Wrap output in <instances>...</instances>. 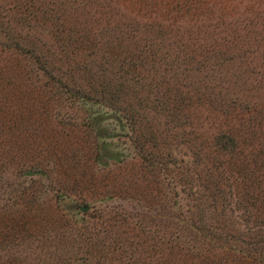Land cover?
Returning <instances> with one entry per match:
<instances>
[{"label": "trees", "instance_id": "obj_1", "mask_svg": "<svg viewBox=\"0 0 264 264\" xmlns=\"http://www.w3.org/2000/svg\"><path fill=\"white\" fill-rule=\"evenodd\" d=\"M21 7L28 12L33 9L31 4L25 7L15 3L4 12L10 13ZM29 15L32 18L12 22L10 18L0 15V179L11 175L32 183L23 187L18 195L16 204L23 207L19 217L0 214L5 224L15 219L20 225L13 232L17 226L7 229L2 224L0 230H7V234L2 235L32 233L54 219L65 222L68 232H72L73 228L89 226L94 220L93 216L83 214L82 208L105 212L102 203H106V200L102 196L107 193L106 187L97 184L98 180L91 181L78 175L77 170L71 167L82 163L84 159H77L80 155L90 158L91 165L97 167V174L108 166L126 167L128 159L125 151L118 146L125 140L132 145L135 159L139 161L134 165L138 170L135 173L146 174V171L143 172L145 166L151 172H167L168 166L178 165L172 152L178 155L179 147L189 144L192 152L199 146L197 156L203 155L205 159L197 165H184L185 161H180L179 165L184 166L179 167L196 166L205 171L210 184L215 183H212L213 193L210 195L212 203L206 209L211 214L210 219L209 215L206 220L203 219L195 204H184L178 196L173 206L168 204L169 200H164L163 206H166L164 210L179 211L176 223L171 214H167L165 221L161 220L165 224L160 230L158 227H144L142 223L146 216H137V222L142 225L137 230L140 238L150 242L153 251L157 248L159 251L162 245H168L165 233L173 235L170 227L175 226V231L180 232L175 239L185 244L176 264H264V214L260 212L263 215L260 219L259 214L251 215L253 211L238 202L230 190L224 197L216 186L227 181V177L217 174L219 170H227L242 184L250 182L255 195L264 198V166L251 169V160L257 157L256 154L251 157V152L255 151L256 146L249 145L238 152L232 136H228V143L218 145L216 151L227 157L228 161L221 158L223 161L217 162L208 159L210 155L205 152L206 146L202 148L201 144H197L201 141L199 136L192 140L188 137L191 135L193 138V133L184 131L192 125L190 121L187 122L189 116L186 112L200 111L203 107L199 98L192 102L191 91L192 86L197 84L203 92L206 85L204 80L201 84L195 83L196 79L192 77H202L207 72L204 65L207 54L199 57L203 61L192 64L195 57L185 54L180 41L173 40L174 33L161 29L158 23L153 24L150 19L146 24L143 22L145 16L141 15L138 17L141 22L135 21V24L142 29V33L134 29L130 32L126 27L124 33L116 35L119 30L106 29L102 35H96L98 38L92 34L82 36L81 28H73L72 31L62 22L56 32L53 30L55 33L46 35L52 42L51 46H47L39 37L33 40L32 37L23 38L20 34L22 30L13 25L16 22L22 26L24 22L29 30L31 24L40 21L36 13L30 12ZM46 19L41 26L48 28L51 21ZM64 32L68 33L66 38L61 36ZM187 40L190 41V38ZM38 43L42 44L43 49L38 47ZM180 59L183 62H177ZM182 76L188 77L190 82L182 81ZM53 103L76 111L75 122L77 119L83 122L77 124L74 119L70 126L68 122L72 121L67 116L68 112L59 111L62 108L46 117L40 114L39 109ZM233 104L236 108L238 104L243 107L241 100ZM253 106L257 108L255 104ZM253 112L254 109H246L245 115L251 116ZM161 128L165 131L164 138ZM161 146L171 151L168 153L170 162H162L159 155L150 151L154 149L159 152ZM23 158L26 160L20 161ZM42 159L51 163L44 164ZM55 175L62 176L75 186L70 189L68 182L66 188L58 186ZM35 180L43 182V191L34 189ZM171 184L167 182L168 186ZM75 187L77 192L72 191L77 190ZM181 192L185 193V188ZM239 210L243 218L237 217ZM81 213L83 217L77 219ZM152 213L154 215H150V218L155 221L162 217L161 211L153 210ZM234 217H237L236 220ZM250 224L255 229L246 230ZM162 230L164 235L160 233ZM74 235V240H80L76 246L79 253L76 252L71 260L69 256L68 261L94 264V254L98 257L100 254L94 243L95 238L79 230ZM3 244L8 245V241ZM138 246V243L130 242L127 250H123L130 264H142L140 256L137 258ZM102 254L103 262L100 264L109 258L107 254Z\"/></svg>", "mask_w": 264, "mask_h": 264}, {"label": "rangeland", "instance_id": "obj_2", "mask_svg": "<svg viewBox=\"0 0 264 264\" xmlns=\"http://www.w3.org/2000/svg\"><path fill=\"white\" fill-rule=\"evenodd\" d=\"M15 3L25 5V7L31 4L33 9L30 12L36 13L40 21H37L35 25L31 24L29 30L24 22L22 26H18L16 22L13 25L18 30H22L20 34L23 38L32 37L33 40L39 37L47 46H51L52 42L46 35L50 32L55 33L62 22L72 31L73 28H81L82 34L80 35L82 36L91 34L96 36L99 33L102 35L106 29L119 30L115 33L117 35L124 33L126 27H129L130 32L134 29L142 33V29L135 24V21L141 22L138 18L141 15L145 16L143 22L146 24L150 19L153 24L158 23L161 29L171 34L174 33L173 40L180 41L184 47L181 46L182 50H186L185 54L195 57L192 64L203 61L199 57L206 53L207 58L204 65L207 67V72L202 77H192L198 84L204 80L205 91L202 92L197 84L192 86L191 91L192 102L195 103L199 98L200 106L203 107L200 111L186 112L189 116L187 122L190 121L192 125L191 128L184 129L185 133H193V138L191 135L188 137L192 140L195 136H199L201 141L197 144H201L202 148L206 146L205 152L210 155L208 159H214L217 162L222 160L221 158L228 161L227 157L216 152L218 145L228 143V136H232L238 152L254 144L256 148L251 152V157H255V154L257 157L251 160L253 162L251 169L264 166V145H262L264 133L261 134L264 131V0H0V15L10 18L11 22L12 20L22 21L26 17L32 18L29 15L30 12L23 7L10 13L4 12V9H11ZM45 17L51 21L48 28L41 26L44 21H47ZM167 27L171 29H166ZM66 34L68 33L64 32L61 35L62 38H66ZM187 38H190V41ZM37 45L43 49L41 43ZM182 60H177V62H183ZM211 68L213 71H210ZM181 78L182 81L190 82L188 77L182 76ZM236 100H239V103L241 100L243 107H240V104L237 108L233 107ZM47 101L52 102L49 99ZM254 104L257 108H254ZM58 105L53 103L52 106L39 109V112L46 117L62 108L59 111L68 112L67 116L72 121L68 124L71 126L77 112L61 104ZM250 108L255 112L251 116L245 115L246 109L248 111ZM82 122L77 119L75 123L81 124ZM163 132L165 131L161 128L162 138L165 137ZM118 146L125 151V157L128 159L126 167L108 166L107 169L97 174V167L91 165L90 158L81 155L77 159H84L82 163L71 165L77 170L78 175L89 178L91 181L98 180L97 184L106 187L107 193L102 196L106 200V203H102L105 212L100 213L98 210L89 208L86 214L93 216L94 220L89 223V226L73 228L72 232H68L65 222L57 219L28 234L23 232L18 235L4 236L2 234H7V230L6 232L0 230V236H4L0 238V264H74L68 261V257L70 256L71 260L76 252L79 253L76 246L80 240H74L76 237L74 233L78 230L88 233L96 240L94 243L100 250V254L99 257L94 254L96 257L94 264L103 262L102 253L109 257L104 264H130V260L124 257L126 254L123 252L127 250L130 242L138 243L137 258L140 256L142 264H176L178 257L184 252L185 245L181 240L175 239L180 232L175 231V226L170 227L173 235L169 236L170 234L165 233L168 245H162L159 251L157 248L155 250L157 253H155L152 244L145 239L142 240L139 236L137 230L142 225L137 222V216H146L142 223L144 227H158L160 230L165 224L161 220L165 221L167 214H171L173 222L176 223L175 218L178 217L179 211L164 210L166 206H163L165 205L164 200H169L168 204L173 206L179 196L182 203L195 204L201 211L203 219L206 220L209 215L206 209L212 203L210 198L213 193L212 183L214 185L215 183L210 184L205 171H201L196 166L179 167L187 164L197 165L200 160L204 161L205 156H197L199 146L192 152L191 146L184 144V147H179L178 155L172 152L178 165L175 163L176 166H168L167 172L159 170L151 172L150 168L145 166L143 172L146 171V174H141L135 173L138 170L134 168V165H137L139 161L135 159L136 154L133 152L132 145L122 140ZM150 151L159 155V160L162 162H170L168 153L171 151L168 148L161 146L159 152L154 149ZM24 160L26 159L23 158L20 161ZM42 161L44 164L51 163L47 159H42ZM180 161H185V164L179 165ZM219 172L217 174L227 177L226 183L216 184L224 197L230 190L238 202L253 211L251 215L259 214L257 215L259 219L262 218L264 198L255 195L256 191L252 189L251 183L242 184L235 180L227 170H219ZM61 177L55 175L54 179L57 178L58 186L66 188L67 182H70L68 180L66 182V179ZM167 182L172 184L168 186ZM232 182H234L233 185ZM28 185H32L31 181L29 183L28 180L17 176L8 175L6 179H0L1 215L20 216L23 207L16 204L19 200L18 195L23 187ZM73 186L75 184L68 185L70 189ZM33 187L36 191L44 190L43 182L40 180H35ZM183 188H185L184 195L181 192ZM72 191L77 192L78 189ZM253 207H255L254 210H252ZM153 210L161 211L162 217L156 221L150 218V215H154ZM226 213L230 217V213L227 211ZM83 214L77 216V219L83 217ZM236 215L238 218L244 217L240 210L236 212ZM210 216L211 214L209 219ZM236 218L234 217V220ZM2 224V227L7 226V229L17 226L13 232L20 226L17 225L15 219L8 220L5 224L0 217V226ZM243 227L241 229L246 228ZM249 229H255V226L250 224L246 230ZM90 232L92 233L89 234ZM160 233L164 235L163 230ZM5 241H8V245L3 244ZM117 242H119L118 245H116Z\"/></svg>", "mask_w": 264, "mask_h": 264}, {"label": "water", "instance_id": "obj_3", "mask_svg": "<svg viewBox=\"0 0 264 264\" xmlns=\"http://www.w3.org/2000/svg\"><path fill=\"white\" fill-rule=\"evenodd\" d=\"M82 213H86L88 211V208L87 207H84L81 209Z\"/></svg>", "mask_w": 264, "mask_h": 264}]
</instances>
